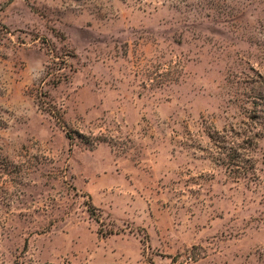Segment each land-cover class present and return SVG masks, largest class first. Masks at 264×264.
<instances>
[{
    "label": "rangeland",
    "instance_id": "obj_1",
    "mask_svg": "<svg viewBox=\"0 0 264 264\" xmlns=\"http://www.w3.org/2000/svg\"><path fill=\"white\" fill-rule=\"evenodd\" d=\"M0 264H264V0H0Z\"/></svg>",
    "mask_w": 264,
    "mask_h": 264
}]
</instances>
